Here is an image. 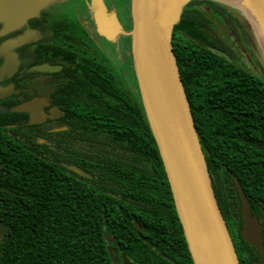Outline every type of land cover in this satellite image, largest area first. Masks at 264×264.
Here are the masks:
<instances>
[{
    "label": "trees",
    "instance_id": "16d2710c",
    "mask_svg": "<svg viewBox=\"0 0 264 264\" xmlns=\"http://www.w3.org/2000/svg\"><path fill=\"white\" fill-rule=\"evenodd\" d=\"M239 15L246 18L243 8L228 0H189L171 42L217 203L238 256L244 264H254L257 254L240 235L233 178L264 225V75L231 61L227 46L212 35L216 21L230 28L241 24ZM108 77L102 102L75 104L80 117L73 129L103 132L79 138L96 140L97 149L75 148L72 160L62 154L60 163L27 136V128L25 137L0 140V264H112L102 230L113 228L117 219L123 222L130 211L144 227L178 230L188 255L169 185L164 183L166 199H158L152 189V179L167 176L140 98ZM87 160L95 179L135 180L122 184L142 187L136 197L144 207L106 197L67 166L87 169Z\"/></svg>",
    "mask_w": 264,
    "mask_h": 264
},
{
    "label": "flooded vegetation",
    "instance_id": "af4514ba",
    "mask_svg": "<svg viewBox=\"0 0 264 264\" xmlns=\"http://www.w3.org/2000/svg\"><path fill=\"white\" fill-rule=\"evenodd\" d=\"M78 2L81 8H88V16H56L43 8L14 30L4 32L0 23V140L25 137L24 130L28 129L27 136L35 137L45 146L43 149L56 154L60 163H64L62 154L72 160L75 148L87 152L96 148L93 145L96 140H81L80 137L103 134L95 130L73 129L75 117H80L75 112V104H96V99L102 102L107 74L120 85L114 71L107 65L106 52L98 46L99 39L111 41L121 34L128 36L131 45L128 33L132 24L130 0L126 2L123 19L115 16L116 11L105 0ZM22 36L26 39L15 43ZM7 61L12 63L10 69L1 71ZM35 66L37 68H33ZM28 102L32 103V109H14ZM10 111L18 114H9ZM32 119L35 122H30ZM73 165L67 164L69 169ZM85 166L87 169L80 168L86 172L84 177L88 178V183L106 197L131 204L132 208L144 207L136 197L137 190L142 187L134 185L135 180L95 179V174L88 171L90 161L87 160ZM125 181L133 183L122 184ZM165 182L169 185L168 179H152V189L158 199L167 197ZM164 207L167 206L162 207V213L167 215L168 210ZM155 209L161 211L160 206ZM134 216L133 211L125 212L123 222L117 219L112 221L113 228L102 230L103 243L112 264H194L189 250L187 255L182 242L178 241V230H152V227L139 224ZM262 233L264 244V225ZM153 251L158 255L154 256ZM254 251L257 259L252 262L263 264L259 262L258 252ZM238 259L244 264L239 256Z\"/></svg>",
    "mask_w": 264,
    "mask_h": 264
},
{
    "label": "water",
    "instance_id": "95a60500",
    "mask_svg": "<svg viewBox=\"0 0 264 264\" xmlns=\"http://www.w3.org/2000/svg\"><path fill=\"white\" fill-rule=\"evenodd\" d=\"M53 0H0V23L7 32L24 25ZM189 0H130L129 35L136 86L164 166L174 206L194 264H240L212 186L172 49V29ZM243 8L256 53H264V0H228ZM258 37V38H257ZM26 36L15 43L23 42ZM6 62L1 71L10 69ZM33 68H37L36 66ZM15 110L32 109L24 103ZM30 122H35L34 119ZM70 168L82 176L78 166ZM240 235L264 264L263 224L251 211L237 179ZM112 258H114L108 248Z\"/></svg>",
    "mask_w": 264,
    "mask_h": 264
},
{
    "label": "rangeland",
    "instance_id": "374dc122",
    "mask_svg": "<svg viewBox=\"0 0 264 264\" xmlns=\"http://www.w3.org/2000/svg\"><path fill=\"white\" fill-rule=\"evenodd\" d=\"M106 4L115 12L116 17L123 19V13L127 0H105ZM48 12L56 16L69 14L70 17L77 16L84 18L87 9L80 6L78 0H53L44 7ZM240 25L226 28L219 22L214 23L212 35L217 37L222 44L227 46L229 53L227 57L237 65L247 69L249 72L260 77L264 75V53L256 51L250 33V25L247 18L238 16ZM126 29V28H125ZM129 29V28H128ZM126 29V30H128ZM123 29V31H126ZM258 38V37H257ZM128 36H117L111 41L100 40L98 46L106 52L107 65L111 67L121 87L128 91L137 100L139 93L136 86L134 66Z\"/></svg>",
    "mask_w": 264,
    "mask_h": 264
},
{
    "label": "bare ground",
    "instance_id": "6f19581e",
    "mask_svg": "<svg viewBox=\"0 0 264 264\" xmlns=\"http://www.w3.org/2000/svg\"><path fill=\"white\" fill-rule=\"evenodd\" d=\"M235 1H237V2H238V1H241V0H235ZM231 11H233V10H231ZM239 16H240V15H239Z\"/></svg>",
    "mask_w": 264,
    "mask_h": 264
}]
</instances>
